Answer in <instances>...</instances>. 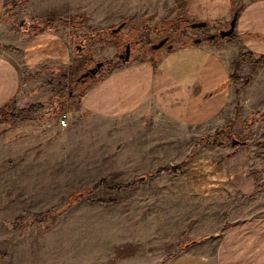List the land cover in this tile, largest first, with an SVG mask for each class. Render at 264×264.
I'll use <instances>...</instances> for the list:
<instances>
[{"label": "rangeland", "instance_id": "obj_1", "mask_svg": "<svg viewBox=\"0 0 264 264\" xmlns=\"http://www.w3.org/2000/svg\"><path fill=\"white\" fill-rule=\"evenodd\" d=\"M6 8L0 18V50L16 57L23 40L48 31L60 32L72 53L32 66L16 64L19 91L0 108V264H158L173 254L175 237L187 224L194 225L197 215L211 216L205 221L211 231L264 215V185L246 196L222 190L199 198L185 173L204 148L231 147L233 139L264 145L253 129L264 111L246 120L236 117L206 136L208 143L198 138L190 153L179 158L178 147L168 143L182 139L178 129L159 138L163 130L154 121L100 117L79 109L87 88L117 64L155 65L163 56L160 50L195 39L220 46L232 37L219 34L230 22L192 28L197 21L166 9L93 29L86 19L64 15L61 0H8ZM165 37L163 47L152 48ZM111 49L116 57L107 54ZM98 62L105 64L97 75L82 80ZM65 114L70 124L62 128L59 119ZM162 168L169 170L157 173ZM49 211L60 212L55 222L41 220Z\"/></svg>", "mask_w": 264, "mask_h": 264}, {"label": "crops", "instance_id": "obj_2", "mask_svg": "<svg viewBox=\"0 0 264 264\" xmlns=\"http://www.w3.org/2000/svg\"><path fill=\"white\" fill-rule=\"evenodd\" d=\"M61 2L64 15L86 19L93 29L166 9L193 21L218 25L237 17L232 37L220 46L194 41L160 50L163 56L155 65L149 61L117 64L82 94L80 113L135 122L151 120L158 131L163 130L159 138L171 137L170 131L178 129L182 139L168 143L177 146V152L182 153L179 158H183L198 138L230 125L236 117L246 120L264 111V0ZM7 3L8 0H0V18ZM16 47V57L10 51L0 50V108L11 103L19 91L16 64L32 66L46 57L62 60L72 53L60 32L46 31ZM110 52L107 54L112 57L118 54L113 49ZM250 76L251 82L246 83ZM241 127L237 128L239 132ZM253 129L255 136L261 138L259 141L264 140V117ZM187 164L185 173L199 198L222 190L246 196L264 185V145L244 142L231 147H207ZM209 217L205 212L196 216L194 225L184 226L175 237L177 251L174 249L171 256L158 264H264V215L240 218L218 231L206 228Z\"/></svg>", "mask_w": 264, "mask_h": 264}, {"label": "water", "instance_id": "obj_3", "mask_svg": "<svg viewBox=\"0 0 264 264\" xmlns=\"http://www.w3.org/2000/svg\"><path fill=\"white\" fill-rule=\"evenodd\" d=\"M6 10H7V8H6ZM6 10H5V12H6ZM236 20H237V17L236 16L233 17V19L229 23V27L227 29L220 30L219 34H220V36L222 38L229 37V36H232L233 35L234 30H235V26H236ZM207 25L208 24H207L206 21H197V22H193L191 24V27L192 28H204ZM123 26H124V23H122L121 25H119L117 28L113 29V31L114 32L119 31ZM214 37H215L214 35H211V38H214ZM167 42H168V38L165 37V38L161 39L158 43L153 44L152 45V48L155 49V50H157V49L163 47ZM195 42L196 43H199V42H201V39H195ZM103 66H104V62H98L94 67H92V68L88 69V71L84 72L82 74V78L83 79H86L88 77L97 75V73L99 72V70ZM238 144H243V142H241V141H239L237 139H234L232 141V145L235 146V145H238Z\"/></svg>", "mask_w": 264, "mask_h": 264}, {"label": "trees", "instance_id": "obj_4", "mask_svg": "<svg viewBox=\"0 0 264 264\" xmlns=\"http://www.w3.org/2000/svg\"><path fill=\"white\" fill-rule=\"evenodd\" d=\"M226 133H227V130H226V129H223V130L221 131V134H222V135H224V134H226ZM211 137H212V136H211ZM208 139H210V138L202 137V138L199 139V142H200V144H202V143H208V142H209ZM233 140H234V139H233ZM221 144H223V142H222ZM195 152H196V149L193 150V152L191 153V155H190L188 158H186L184 162L189 161L190 158L195 154ZM168 170H169V169H161V170H158L157 173L165 172V171H168ZM58 214H60V212H57V211H56V212H55V211L45 212L43 215H41V217H42L41 220H44V219H47V218H52V220L55 222V220H56ZM16 223H17L19 226L22 225V224L20 223V220H18Z\"/></svg>", "mask_w": 264, "mask_h": 264}, {"label": "built area", "instance_id": "obj_5", "mask_svg": "<svg viewBox=\"0 0 264 264\" xmlns=\"http://www.w3.org/2000/svg\"><path fill=\"white\" fill-rule=\"evenodd\" d=\"M59 121H60V126L62 128H66L70 124V118H69L68 114H65V115L61 116Z\"/></svg>", "mask_w": 264, "mask_h": 264}, {"label": "flooded vegetation", "instance_id": "obj_6", "mask_svg": "<svg viewBox=\"0 0 264 264\" xmlns=\"http://www.w3.org/2000/svg\"><path fill=\"white\" fill-rule=\"evenodd\" d=\"M212 35H214V34H212ZM214 36H216V35H214ZM127 52H128V49H127ZM125 56L127 57L128 56V53L126 54V55H124V54H120V59H125ZM129 56H130V54H129ZM105 64V63H104ZM82 80H84V79H82Z\"/></svg>", "mask_w": 264, "mask_h": 264}]
</instances>
